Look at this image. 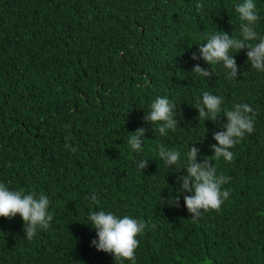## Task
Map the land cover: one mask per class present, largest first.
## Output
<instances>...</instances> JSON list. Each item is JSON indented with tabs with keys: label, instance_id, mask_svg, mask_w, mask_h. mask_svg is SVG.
Returning <instances> with one entry per match:
<instances>
[{
	"label": "trees",
	"instance_id": "obj_1",
	"mask_svg": "<svg viewBox=\"0 0 264 264\" xmlns=\"http://www.w3.org/2000/svg\"><path fill=\"white\" fill-rule=\"evenodd\" d=\"M238 2L0 0V182L44 193L53 214L32 240L19 215L0 217V264H131L91 244L98 237L88 215L101 208L148 225L136 264H264V72L246 50L233 52L235 79L222 63L210 79L192 72L197 63L210 68L191 59L206 34L240 35ZM254 2L264 35V0ZM204 91L223 97L222 110L250 104L255 130L230 149L231 162L213 161L230 177L221 210L193 220L176 191L184 154L196 147L198 162L212 156L213 133L227 122L198 119ZM158 96L176 102L180 123L166 136L143 119ZM139 127L147 131L137 152L127 140ZM160 143L179 149L181 162L160 159Z\"/></svg>",
	"mask_w": 264,
	"mask_h": 264
},
{
	"label": "clouds",
	"instance_id": "obj_2",
	"mask_svg": "<svg viewBox=\"0 0 264 264\" xmlns=\"http://www.w3.org/2000/svg\"><path fill=\"white\" fill-rule=\"evenodd\" d=\"M205 5L196 4V11L203 14ZM242 23L239 25V36L229 35L227 31L220 30L206 34V43L199 44L196 52L191 55L192 60L203 59L210 68L195 64L192 72L202 77L211 78L216 75V64L222 63L227 71L229 79L238 76L239 68L235 59V53L246 50L248 62L259 72H264V35L257 30V22L260 16L254 0H242L234 5ZM224 99L222 96L214 95L209 91L202 93V101H198V119L217 121L221 114L227 117V122L222 125L221 131L213 133V138L218 143L212 144L213 155L198 162L197 156L200 150L196 147L184 154L186 157V173L178 177L182 182L177 193L183 195L184 206L187 208L193 220L198 219L202 212L215 210L220 211L222 205L229 198L230 192L222 186L230 177L217 173V167L213 161L223 158L231 162L234 153L230 151L239 143L245 134H251L255 130L254 120L256 112L248 103H235L231 109H223ZM143 119L155 125L154 129L161 136H166L168 131H175L179 122L176 113V102L168 96H158L151 103L150 110L146 111ZM147 129L139 127L130 132L127 143L133 151H142ZM65 147L72 152L78 149L66 143ZM158 157L169 167L181 162V151L170 148L167 145L158 144ZM139 170L148 167V159L137 162ZM175 206H180V195H175ZM90 202L100 205V200L95 192L90 194ZM50 199L44 193H26L23 188L12 189L8 183L0 182V217L12 219L19 215L24 223L23 231L28 240H32L38 229L47 230L53 220V214L49 211ZM88 220L96 230L97 237L91 244L99 251L114 256L115 261L128 260L136 264V250L140 246L138 237L148 227L146 222L129 215L123 217L112 211L101 208L91 211ZM154 226V225H153Z\"/></svg>",
	"mask_w": 264,
	"mask_h": 264
}]
</instances>
